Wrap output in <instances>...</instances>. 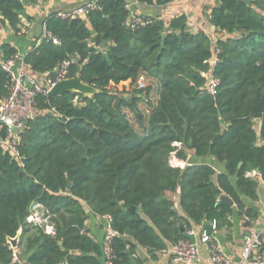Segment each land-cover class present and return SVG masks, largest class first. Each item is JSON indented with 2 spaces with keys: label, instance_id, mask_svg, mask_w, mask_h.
Instances as JSON below:
<instances>
[{
  "label": "trees",
  "instance_id": "trees-1",
  "mask_svg": "<svg viewBox=\"0 0 264 264\" xmlns=\"http://www.w3.org/2000/svg\"><path fill=\"white\" fill-rule=\"evenodd\" d=\"M135 1L164 7L175 0ZM217 1L211 22L223 37L215 95L204 75L213 41L192 32L186 15L169 22L140 16L152 21L140 26L127 0H101V9L87 16L47 18L46 31L61 45L47 36L36 43L23 58L30 73L46 85L71 61L68 78L81 68V81L98 93H38L34 117L20 133L19 157L0 144V264H14L10 240L18 236L16 264H103V246L88 234L86 206L113 218L120 236L113 240L112 264H133L129 242L155 255L196 225L231 226L233 209L220 203L222 196L251 226L257 214L242 197H257V181L247 173L264 176V0ZM23 11L20 0H0V16L15 31ZM2 51L3 61L17 55L11 45ZM142 79L157 87L155 102L153 86L141 87ZM8 84L0 64V99ZM188 151L214 157L227 172L215 183L208 164L171 165L172 152L186 161ZM178 191L183 216L167 198ZM35 206L54 235L28 221Z\"/></svg>",
  "mask_w": 264,
  "mask_h": 264
},
{
  "label": "crops",
  "instance_id": "crops-1",
  "mask_svg": "<svg viewBox=\"0 0 264 264\" xmlns=\"http://www.w3.org/2000/svg\"><path fill=\"white\" fill-rule=\"evenodd\" d=\"M24 4V11L21 14L20 30L15 31L8 23L4 22L0 16V61L3 60V45H11L17 50V55L24 58L38 43L45 34V23L47 18L57 12H71L79 9L87 0H40L37 4H32L28 0H20ZM131 12V20L135 17L148 16L152 18H161L165 22H169L174 17L186 15L189 20L190 30L194 33L204 32L213 41L212 50L216 48L218 41L223 37L211 22V11L218 5L217 0H175L173 3L160 7L148 4H141L135 0H127ZM187 160L180 161V167L185 169L189 166H200L208 164L216 171L212 180L216 183L218 177L225 174L226 168L224 164L219 163L214 157L198 158L194 151L187 152ZM253 177L257 181V197L251 199L243 196L242 200L245 206L253 210L257 214V218L252 222L251 226H247V218L241 216L236 204L233 202L231 206L233 214L230 218L231 226L221 225L216 229L213 228L212 222H205L201 225L194 226L198 234L203 231L213 236V241L217 244L220 251L230 258L234 264H245L243 257V244L253 234H258L264 242V176L256 172ZM228 197V196H227ZM167 198L172 200L180 215H184L180 209V192L168 193ZM88 219V234L94 240L103 246L105 238V220L102 217L95 216L91 210L85 207ZM139 213L144 217L143 212ZM211 229L208 230L207 226ZM21 233V232H20ZM194 241L199 240L193 238ZM171 245V244H170ZM169 245V246H170ZM135 254L133 264H139L142 259L143 264H176L169 256L153 255L145 248L135 244ZM199 259L195 264H209L210 246L198 243ZM23 264H27L23 261Z\"/></svg>",
  "mask_w": 264,
  "mask_h": 264
},
{
  "label": "built area",
  "instance_id": "built-area-1",
  "mask_svg": "<svg viewBox=\"0 0 264 264\" xmlns=\"http://www.w3.org/2000/svg\"><path fill=\"white\" fill-rule=\"evenodd\" d=\"M100 2L101 0H87L79 9L71 12H57L56 16L62 19L87 16L91 12L101 9ZM132 22L140 26H147L152 23V21H145L141 17H135L132 19ZM44 36L52 39L54 44L61 45L59 39L53 38L46 31V27ZM212 51L213 55L205 61L209 69L204 75L207 78L206 90L209 94L215 95L219 80L213 76V71L219 63L218 55L220 50L216 46ZM0 64L9 76L7 95L0 99V134H4V137L0 138V144L4 147L6 152L18 158L20 133L25 129L28 120L34 117L36 112L35 98L37 94L40 92L48 93L53 86L67 79L71 61L64 62L57 72L56 79L48 81L46 85H42L39 80L30 73L29 67L19 55H15L7 61L2 60ZM142 81L143 79L140 82V86L144 87L145 85ZM174 146L180 147L181 144L176 142ZM180 161L182 160L177 158L176 152H172L170 159L171 165L173 167H180ZM256 175V171L247 173V177L249 178H253ZM104 220L105 238L103 242V264H112V259L114 257L112 249L113 240L120 235L113 227V218L111 216L104 217ZM28 221L35 222L37 225H45L48 234H55V229L48 224V217H44L41 206H35L33 208L32 215L28 218ZM213 228H217L216 223H213ZM185 234L186 239L172 243L167 248L161 250L159 254L161 256H169L176 264H195L199 259L198 243H202L210 246L211 253L208 260L209 264H234L230 258L220 251L217 244L213 241L212 235L205 231L198 234L194 228L188 229ZM198 236L199 240L194 241L193 238H197ZM12 248L15 250L13 263L16 264L19 262L18 250L17 247ZM243 257L245 264H264V242L258 234H253L243 244Z\"/></svg>",
  "mask_w": 264,
  "mask_h": 264
},
{
  "label": "water",
  "instance_id": "water-1",
  "mask_svg": "<svg viewBox=\"0 0 264 264\" xmlns=\"http://www.w3.org/2000/svg\"><path fill=\"white\" fill-rule=\"evenodd\" d=\"M77 62V60H76ZM81 72V68L79 69V73L78 75H76L73 78H67L64 79L62 81H60L58 84H56L55 86H53L50 91L48 92V95L53 97V96H62L66 93H71V92H75V93H81V94H85V95H96L98 93V91L93 88L90 85L84 84L81 79H80V74ZM257 173H259V170H256ZM72 188V182L68 181V190H70ZM220 203L228 205V206H232L233 202L231 201V199L227 196H222L220 198ZM132 211H136L135 208L132 209ZM207 229L210 230L211 226L208 225ZM181 231L184 233V228L181 226ZM19 241V236L10 240V243L12 245V247L16 248L17 244ZM129 244L132 247H135V244L133 242H129Z\"/></svg>",
  "mask_w": 264,
  "mask_h": 264
},
{
  "label": "rangeland",
  "instance_id": "rangeland-1",
  "mask_svg": "<svg viewBox=\"0 0 264 264\" xmlns=\"http://www.w3.org/2000/svg\"><path fill=\"white\" fill-rule=\"evenodd\" d=\"M143 82V84L147 87L148 85H152L153 86V91L151 92V94H150V100H151V102H155L156 101V99H157V87L155 86V84H152V82L151 81H142ZM120 88H122V87H120ZM140 108L143 110V109H148V103H145V104H141L140 103ZM134 120H135V118H134Z\"/></svg>",
  "mask_w": 264,
  "mask_h": 264
}]
</instances>
